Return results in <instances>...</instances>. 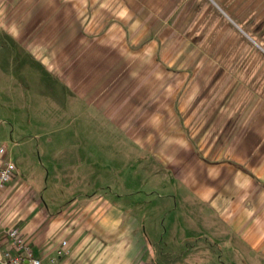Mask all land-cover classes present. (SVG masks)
I'll list each match as a JSON object with an SVG mask.
<instances>
[{"label":"rangeland","instance_id":"374dc122","mask_svg":"<svg viewBox=\"0 0 264 264\" xmlns=\"http://www.w3.org/2000/svg\"><path fill=\"white\" fill-rule=\"evenodd\" d=\"M177 11L181 24H163L159 18L157 24L155 20L151 25H133L132 29L137 28L144 37L121 41L120 56L112 55V50H105L102 41L95 39V24L88 28L79 23L57 24L58 29L53 31L48 18L34 28L31 18H27L32 9H0V146H5L6 156L16 166L6 186L3 225L20 228L32 221L41 208H64L73 188H88L87 181L91 182L93 172L98 171L104 181H114L115 187L117 180L130 176L142 181L145 190L172 192L176 184L171 183L170 174L162 167L160 153L163 143L176 144L179 132L195 149L224 147L225 112L233 111L238 117L246 106L241 103V96H264L261 87L248 88V82L256 75L264 82V55L254 56V46L243 37L229 41L235 49H242V56L215 55L212 34L225 36L229 24L232 28L234 25L223 24L219 12L203 5ZM146 27H151L153 35L169 27V39L147 40L151 35L145 33ZM19 31L41 35L48 32L50 40L40 57L57 76L72 77V88L25 54L30 41L4 38ZM61 35L68 37L63 39ZM14 43L21 44L25 52L10 48ZM252 60L262 67L260 71H240V63ZM234 61L236 64L231 66ZM96 105H100L105 116ZM119 128L129 133L137 146ZM81 146L91 150L89 158H99L103 168L86 170L73 165L79 160L67 150ZM83 170L88 180L63 183L65 175L82 177ZM167 201L171 206L175 204V216L180 209L186 223L191 221V210L182 199L178 197L174 202L172 197H165L161 204L166 205ZM150 213L152 219L158 220L156 207ZM165 222L169 224V219ZM156 241L152 251L165 264H252L258 260L226 259L227 250L222 258L214 259L210 250L218 253L219 249L213 245L200 250L206 255L203 259H179L191 252L179 254L176 240L170 239L166 255Z\"/></svg>","mask_w":264,"mask_h":264},{"label":"crops","instance_id":"0c3cea01","mask_svg":"<svg viewBox=\"0 0 264 264\" xmlns=\"http://www.w3.org/2000/svg\"><path fill=\"white\" fill-rule=\"evenodd\" d=\"M199 5L219 12L220 18H224L223 24L234 25L233 29L229 24L230 29L226 30L225 36L212 34L210 39L215 40V55L242 56V49H235V44L229 41L243 37L247 44L254 46L253 55L263 57L264 0H0L1 10L13 7L32 9L31 16L27 18H31L34 28L47 18L53 31L58 29L57 24L79 23L87 25L86 28L95 24V39L102 41L105 50H112V55L120 56L123 52L121 41L144 37L137 28L132 29L133 25H151L155 20L157 24L159 18L163 24L180 23L177 9ZM166 11V15L169 13L167 16L163 15ZM168 29L162 28L153 35L151 27H146L145 33L151 35L147 40H168ZM47 33L19 31L17 35L11 33L4 38L30 41L28 48L16 43L10 48H24L34 63L47 72L51 71L72 88V77L57 76L52 66H46L40 57L46 51L47 40H50ZM61 37L65 39L68 35ZM235 64V61L231 62V66ZM257 64L253 60L240 63V71H260L261 66ZM84 87L88 88V82ZM249 87L264 89V82L256 75L248 82ZM240 99L246 106L238 117L233 111L225 112L226 143L222 149L214 150L213 145L195 149L186 143L183 132L178 133L176 144L169 141L162 144L160 163L170 174L171 183L176 184L175 190L161 194L145 190L142 181L130 176L123 181L117 180L115 184L118 186L115 187L114 181H104L99 171L93 172L94 178L86 184L89 187L73 188L64 208L56 205L41 208L32 221L20 227L33 254L41 259L42 264H165L152 251L153 242L157 240L162 252L169 255V242L174 239L177 249H180L179 254L191 252L185 255L187 257L179 256V259H188L189 256L203 259L206 255L200 250L213 245L219 249L218 253L210 250L214 259L222 258L224 250H227L226 259H258L252 264H264V96L247 95ZM96 108L105 116L100 105ZM120 131L137 146L129 133ZM232 137L239 138L234 140ZM89 151L82 146L67 150L79 160L73 165L86 170L99 168L101 160L89 158ZM73 152H78L79 158ZM100 168H103L102 164ZM85 173L83 170V178L65 175L63 183L72 185L86 181ZM6 188L0 197L1 224ZM165 197H172L174 202L178 197L182 199L191 210V221L186 223L180 209L175 216V204L171 206L168 201L166 205L164 202L161 204ZM154 207L157 210L156 221L150 216ZM166 219H169V224ZM157 222L160 227H157ZM62 241H66L64 246Z\"/></svg>","mask_w":264,"mask_h":264},{"label":"built area","instance_id":"2783aa9c","mask_svg":"<svg viewBox=\"0 0 264 264\" xmlns=\"http://www.w3.org/2000/svg\"><path fill=\"white\" fill-rule=\"evenodd\" d=\"M15 163L0 146V197L15 174ZM64 246L66 241H62ZM0 264H42L33 254L30 243L17 226L0 224Z\"/></svg>","mask_w":264,"mask_h":264}]
</instances>
